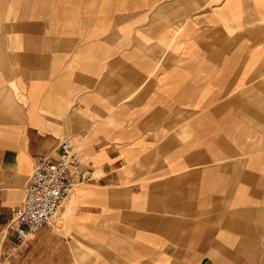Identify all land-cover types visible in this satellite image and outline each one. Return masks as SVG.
<instances>
[{
	"label": "crops",
	"instance_id": "1",
	"mask_svg": "<svg viewBox=\"0 0 264 264\" xmlns=\"http://www.w3.org/2000/svg\"><path fill=\"white\" fill-rule=\"evenodd\" d=\"M63 142L93 178L5 258ZM0 264H264V0H0Z\"/></svg>",
	"mask_w": 264,
	"mask_h": 264
},
{
	"label": "built area",
	"instance_id": "2",
	"mask_svg": "<svg viewBox=\"0 0 264 264\" xmlns=\"http://www.w3.org/2000/svg\"><path fill=\"white\" fill-rule=\"evenodd\" d=\"M81 165L80 152L69 142L60 145L56 159L36 158L24 201L12 211L15 239L5 249V258L20 254L38 230L53 226L74 187L92 180L93 171Z\"/></svg>",
	"mask_w": 264,
	"mask_h": 264
}]
</instances>
